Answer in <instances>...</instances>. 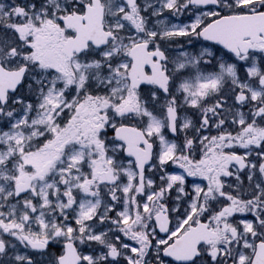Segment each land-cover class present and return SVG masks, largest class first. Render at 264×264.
<instances>
[{
  "label": "snow or ice",
  "instance_id": "1",
  "mask_svg": "<svg viewBox=\"0 0 264 264\" xmlns=\"http://www.w3.org/2000/svg\"><path fill=\"white\" fill-rule=\"evenodd\" d=\"M0 264H264V0H0Z\"/></svg>",
  "mask_w": 264,
  "mask_h": 264
}]
</instances>
